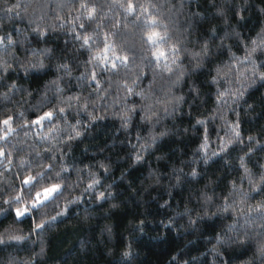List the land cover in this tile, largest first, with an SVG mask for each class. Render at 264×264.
Here are the masks:
<instances>
[{
    "label": "clouds",
    "instance_id": "obj_1",
    "mask_svg": "<svg viewBox=\"0 0 264 264\" xmlns=\"http://www.w3.org/2000/svg\"><path fill=\"white\" fill-rule=\"evenodd\" d=\"M0 14V264H264V0Z\"/></svg>",
    "mask_w": 264,
    "mask_h": 264
},
{
    "label": "trees",
    "instance_id": "obj_2",
    "mask_svg": "<svg viewBox=\"0 0 264 264\" xmlns=\"http://www.w3.org/2000/svg\"><path fill=\"white\" fill-rule=\"evenodd\" d=\"M3 18H4L3 15L0 14V20H2ZM7 29H8V26H6V30ZM10 30L15 35V27L12 26ZM16 47H17V51H19V45H17ZM56 48L57 49L60 48L59 43L56 44ZM47 74H51V72L49 71L48 73H46V75ZM46 75H45V77H40L39 74H37V73H30V77H31L30 80L25 81V78L22 75H20L19 79H20V82H22V83L23 82H27L29 84V87H32V86L39 85L42 82V79L46 78ZM15 76H16V74H14L11 71H9L7 79L11 80V79L15 78ZM2 86H3V82H0V87H2ZM14 94L15 93H13V95ZM0 107H2V104H0ZM98 126H100V122H97V125H94V128H96ZM17 151H20V149L17 148ZM74 153L75 154H80V150H79V145L78 144H77L76 148L74 149ZM4 157L5 158L7 157V153L6 152L4 153ZM0 171H3V178L4 179L10 178L12 181H15L16 177H15V174L13 173L11 168L3 169V167L0 166ZM4 179H0V188L3 189V191H0V197L4 196L6 193H8L11 190L9 185L4 183ZM7 216L8 217L11 216V208L10 207L8 209ZM70 218H71V210H70L69 219ZM2 219H3V217H0V220H2ZM22 219L24 220L25 223H27V221H28V217L27 216L23 217ZM61 219H63V218H61ZM73 232H74V230L71 229L70 227L66 228L64 230V232L61 233L59 239L53 244V250L58 253L64 247V245L67 243V241L73 237ZM73 246H75V245H73Z\"/></svg>",
    "mask_w": 264,
    "mask_h": 264
},
{
    "label": "snow or ice",
    "instance_id": "obj_3",
    "mask_svg": "<svg viewBox=\"0 0 264 264\" xmlns=\"http://www.w3.org/2000/svg\"><path fill=\"white\" fill-rule=\"evenodd\" d=\"M42 119V118H41ZM36 122H38V121H36ZM9 123V121L8 120H4L3 121V124H5V125H7ZM0 155H4L3 153H0ZM18 215L20 214L19 212L17 213Z\"/></svg>",
    "mask_w": 264,
    "mask_h": 264
}]
</instances>
